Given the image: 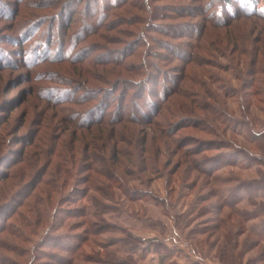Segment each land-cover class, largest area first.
I'll use <instances>...</instances> for the list:
<instances>
[{
  "label": "rangeland",
  "instance_id": "1",
  "mask_svg": "<svg viewBox=\"0 0 264 264\" xmlns=\"http://www.w3.org/2000/svg\"><path fill=\"white\" fill-rule=\"evenodd\" d=\"M128 1L112 22L87 13L90 0H0V264H264V190L246 188L264 179V18L214 26L197 0H149L156 17ZM142 28L131 71L97 62ZM148 44L160 55L146 75ZM108 69L130 98L144 93L146 121L88 123Z\"/></svg>",
  "mask_w": 264,
  "mask_h": 264
},
{
  "label": "trees",
  "instance_id": "2",
  "mask_svg": "<svg viewBox=\"0 0 264 264\" xmlns=\"http://www.w3.org/2000/svg\"><path fill=\"white\" fill-rule=\"evenodd\" d=\"M99 1L100 0H90V2L87 3V8H88L87 13H90L91 9L93 8L96 11V13H99L101 15L100 19L106 20L107 18H111L110 21H112V22H113V20L116 21L115 16H118V15L121 16V14H119V13H113V10L119 9V8H121L122 5H124V4L126 5L127 2H129L128 0H106L104 3L97 6ZM144 1L146 3L143 6L147 9V11H149V14L147 15V17H151V16L156 17L158 15L157 14L158 8L154 7V5H152V2H149V0H144ZM197 1L201 3L200 6L199 5L197 6L198 9L196 8L198 10L197 11L198 14H201L203 16V18L206 20V22H208V23L211 22V24L214 26L215 25H219V26L220 25H226V24H228V22H230L232 20H237L236 18L240 17L239 16L240 14H241V16H247V15H244V13L259 15V16L264 18V13L258 14L259 11L257 9L252 11V10L248 9L247 7H244L243 5H245V6L248 5L246 0H197ZM241 1H242V7H240V5H239ZM79 2H81V1H79ZM257 2H258V0H257ZM217 3L221 4L222 11H225V10L228 11L227 16H225V17L221 16L222 13L218 12L219 9H217V7H216ZM79 4L80 3H78V5ZM57 6H59L58 9L60 10V8L62 7V4L61 5L58 4ZM66 8L68 10L67 15L69 14L70 10L73 11L72 14L77 10V7H73V8L70 7L69 8L66 5H64V9H66ZM64 11H62L60 14L57 13V16L55 14V17L57 18L58 16H62V18H65V12ZM177 14H181V13H177ZM155 17H154V19H155ZM69 25H66V27L64 26V28H62V31H60L61 36H62V34L67 35V30L69 28L68 27ZM204 28H207V27H204ZM95 29H94V27H92L88 31L91 34L92 32L95 31ZM147 31H148L147 28H142V30L139 33L140 36L138 37L137 41L136 42L133 41L132 43H130L120 53V55H118V57H116V55H115L114 58H107L109 53L102 54V51H101L99 53L98 58H97V62L102 64V65L105 63V64L119 65L120 67L125 66V69L131 71V69L126 67L125 63L128 60V58H130L131 56H134V55H138L140 53V50H141L140 48L142 45H146V43L148 41L147 40V38H148L147 37L148 36ZM179 37L180 36L178 35L177 38H179ZM200 37H201V33L197 37H194L195 41H200ZM193 45H196V44L193 43ZM150 46L151 45L148 44L149 48L147 49L146 54L143 56L142 62L140 61L141 65H139V66H141L142 70H140V71L136 70V72H139V73L145 72L146 75H148L150 64H151V66L153 65V67L155 68V64L150 63L149 57L151 55H155L158 57L160 55V53L153 54L152 53V51H153L152 46L151 47ZM234 46H236V42H234ZM150 48H151V51H150ZM191 53L192 52L190 49L189 56H191ZM46 59H48V58H46ZM134 69H137V68H134ZM106 71L109 72L110 74H112L113 76H116V78L112 79L104 73L106 75V78H107L106 85H104L102 87H100V86L95 87L94 86L95 88L88 92L90 94V96L87 97L86 101L87 100H94V102H95L94 113L96 111L100 112V114L95 115L94 118L88 119L87 120V121H89L88 123L91 124L94 121L96 123L99 122L100 124H105V122L106 123H113V122L114 123H123V122L125 123V122H130L131 120H133V121H141V120L146 121V119H144V116L146 117V115H149V114L145 113L144 116L141 117L139 114L141 112H143V108H142V106H140V104L137 103L138 98H142L144 93L142 94L140 91H138V95L135 96V99L134 98L132 99V97L130 98L128 88H131V87H127V88L122 87L121 89L119 87V85L121 83L126 82V79H124V75L120 74L119 69H113L112 71H110L108 69ZM76 74L79 75L78 73H76ZM79 76H81V75H79ZM99 76H101V75H99ZM103 76H101V78ZM75 80H76L75 82H77V83L80 81L77 78ZM119 89H120V91H119V93H117V91ZM134 92H136V91H134ZM165 92H167V91H165ZM168 94H169V92L165 93L164 96H167ZM56 101L60 102L63 100L58 98V99H56ZM150 102H152V101H150ZM127 105H132L134 108H131L130 106H127ZM128 107H130V108H128ZM151 107L153 109V115L152 116H154L157 113L160 114V110H159L160 106H158V104L152 102ZM127 113L129 115H127ZM112 114H114L115 118L111 117ZM213 115L215 116V118L222 116V114L220 112H217V113L214 112ZM193 116H195V115H183L180 118H181V120H183V119L191 120V119L195 118ZM148 120H149V118H148ZM199 121H201V120L196 119L194 121L195 125H199L201 123V122L199 123ZM79 123L77 122L76 125H79ZM97 139L99 140V139H101V137L100 138L97 137ZM116 147L113 146L112 150L116 153L115 161H118L119 157H117V156L119 154H121V151H119V149H117ZM114 149H116V151ZM91 157H94V155H91L89 158H91ZM92 165L93 164L89 165L88 168L93 167ZM103 176L106 177L105 174ZM113 177H114V175H112V178ZM263 182H264V179H262L258 182H253L252 184L250 183L246 186V188L249 189L250 188L249 186L254 184L259 190L260 189L264 190V185H262ZM41 201H43V200L40 199V204H41ZM254 232H256V234L259 236V240H264V226L258 230L256 229V231H254ZM130 237H133V236L131 235ZM133 238L136 240L135 237H133ZM56 239H58V237L55 238L54 240H56ZM125 239H126L125 237H122V241H125ZM162 242L163 241H159V243L157 242V243H155V244L153 243V244L155 246L160 245V247L163 248L165 246H163L164 244ZM49 244L55 245V246L58 245L59 247L64 248V250H67V251H70V250L73 251L75 249V247L77 246L76 243H73L70 247L65 246V245H62V243L60 241L59 242L50 241ZM66 247H68V248H66ZM163 250H166V249H163ZM71 260L72 259H70V261H69L70 264H72ZM66 261L68 262V260H66ZM173 263L177 264L176 262H173Z\"/></svg>",
  "mask_w": 264,
  "mask_h": 264
}]
</instances>
